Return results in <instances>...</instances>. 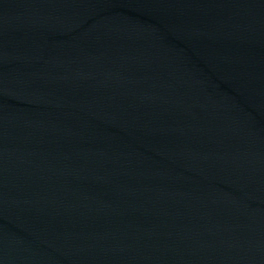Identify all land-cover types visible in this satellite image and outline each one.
Here are the masks:
<instances>
[{"label":"water","instance_id":"water-1","mask_svg":"<svg viewBox=\"0 0 264 264\" xmlns=\"http://www.w3.org/2000/svg\"><path fill=\"white\" fill-rule=\"evenodd\" d=\"M0 264H264V0H0Z\"/></svg>","mask_w":264,"mask_h":264}]
</instances>
